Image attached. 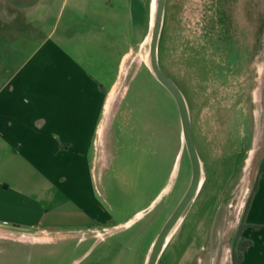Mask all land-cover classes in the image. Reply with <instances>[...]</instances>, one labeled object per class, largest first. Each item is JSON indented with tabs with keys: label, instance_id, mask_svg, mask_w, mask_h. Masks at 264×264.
Masks as SVG:
<instances>
[{
	"label": "rangeland",
	"instance_id": "obj_1",
	"mask_svg": "<svg viewBox=\"0 0 264 264\" xmlns=\"http://www.w3.org/2000/svg\"><path fill=\"white\" fill-rule=\"evenodd\" d=\"M161 28L159 64L185 97L202 166L200 188L162 257L169 264H233L244 205L264 156V0H166ZM148 51L149 38L125 58L111 94L110 111L116 108L109 131L92 147L95 185L109 190L125 213L158 193L151 214L137 224L144 225L135 240L142 251H124L123 264H140L191 177L176 102L150 70ZM40 233L0 226V264L92 259L83 253L85 241L76 244L65 231L34 241ZM116 238L108 235L100 253Z\"/></svg>",
	"mask_w": 264,
	"mask_h": 264
},
{
	"label": "crops",
	"instance_id": "obj_2",
	"mask_svg": "<svg viewBox=\"0 0 264 264\" xmlns=\"http://www.w3.org/2000/svg\"><path fill=\"white\" fill-rule=\"evenodd\" d=\"M154 4L0 0V226L37 229L34 241L65 231L85 241L87 264H123L124 251H142L137 224L158 193L125 213L95 185L92 147L107 136L111 94L127 55L150 36ZM108 235L117 240L101 257ZM240 237L247 243L235 264H264V157ZM168 240L156 264H169Z\"/></svg>",
	"mask_w": 264,
	"mask_h": 264
},
{
	"label": "water",
	"instance_id": "obj_3",
	"mask_svg": "<svg viewBox=\"0 0 264 264\" xmlns=\"http://www.w3.org/2000/svg\"><path fill=\"white\" fill-rule=\"evenodd\" d=\"M165 1L166 0H155L152 27L149 37L148 65L154 76L168 89L176 102L181 121V136L190 159L191 177L180 200L156 234L149 248L145 264L157 263L160 253L172 229L181 217L183 211L193 199L202 182V166L194 143L191 121L185 97L176 82L161 68L158 60V41L163 22Z\"/></svg>",
	"mask_w": 264,
	"mask_h": 264
},
{
	"label": "trees",
	"instance_id": "obj_4",
	"mask_svg": "<svg viewBox=\"0 0 264 264\" xmlns=\"http://www.w3.org/2000/svg\"><path fill=\"white\" fill-rule=\"evenodd\" d=\"M161 33H162V28H161V31H160V36H161ZM158 43H159V41H158ZM262 162H263V158H262V160L260 162L256 179H257V177L259 175V171H260V169L262 167ZM256 179L254 180V183L252 184V187L250 189V192L248 194L247 200H246L245 205H244V209L246 208L247 203H248V199L250 197V194H251V192L253 191V189H254V187L256 185ZM241 228H242V218H241V221H240V228H239L240 230H239V233L241 231ZM246 243H247L246 240H244L242 237H239V238H236L235 239L234 247H233V250H232V261H233V264H235L240 259L241 252L245 248Z\"/></svg>",
	"mask_w": 264,
	"mask_h": 264
}]
</instances>
